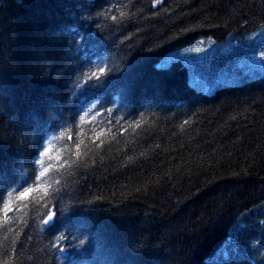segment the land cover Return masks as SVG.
<instances>
[{
  "label": "trees",
  "instance_id": "16d2710c",
  "mask_svg": "<svg viewBox=\"0 0 264 264\" xmlns=\"http://www.w3.org/2000/svg\"><path fill=\"white\" fill-rule=\"evenodd\" d=\"M263 33L264 0H0V264H264V77L159 67Z\"/></svg>",
  "mask_w": 264,
  "mask_h": 264
},
{
  "label": "rangeland",
  "instance_id": "374dc122",
  "mask_svg": "<svg viewBox=\"0 0 264 264\" xmlns=\"http://www.w3.org/2000/svg\"><path fill=\"white\" fill-rule=\"evenodd\" d=\"M199 48L200 51H195ZM264 33L257 37L240 38L238 44L218 46L211 40L170 52L159 63L167 68L174 62H181L188 73L191 88L211 95L223 87L241 85L245 82L264 77ZM243 254L239 245L233 244L219 249L211 260L227 261ZM244 255V254H243ZM256 264H262L256 259Z\"/></svg>",
  "mask_w": 264,
  "mask_h": 264
},
{
  "label": "snow or ice",
  "instance_id": "6c2138e0",
  "mask_svg": "<svg viewBox=\"0 0 264 264\" xmlns=\"http://www.w3.org/2000/svg\"><path fill=\"white\" fill-rule=\"evenodd\" d=\"M157 3H159V0H157ZM113 19H115V17H113ZM195 51H200V49L197 48V49H195ZM260 59L264 60V51H262L260 53ZM104 71H105V69L100 68L99 69V75H97L96 73H93L92 76L89 77V80H91L93 77L96 80H100L101 76H103V74H104ZM107 111L111 112L112 109H108ZM87 115H89V113L87 111H85L84 116H87ZM84 116H81L80 119L83 120ZM93 119H95L94 115H93ZM50 151H51L50 147H44L43 151L39 152V156L37 158L36 163L40 164L42 167V170L40 171L41 177H46L48 174V169L43 166V158L48 156ZM15 191L18 192V199L25 200L34 191V187L31 185H20L18 188L15 189ZM2 211H3V215L5 217H7L9 211H11V202L10 201L4 203ZM43 223H44V225L49 226L50 228H55L56 224L58 223V220L56 218V213L54 211H49V213L47 214V218L43 220ZM57 239L62 241L65 239V237L60 236V237H57ZM82 243H83V241H81V244ZM56 247L61 252L65 251V249L63 247H60L59 244H57Z\"/></svg>",
  "mask_w": 264,
  "mask_h": 264
}]
</instances>
